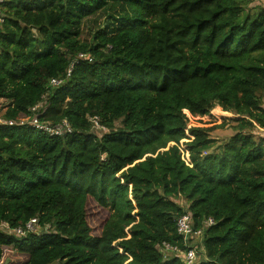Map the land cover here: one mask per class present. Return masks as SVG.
<instances>
[{
	"label": "trees",
	"instance_id": "trees-1",
	"mask_svg": "<svg viewBox=\"0 0 264 264\" xmlns=\"http://www.w3.org/2000/svg\"><path fill=\"white\" fill-rule=\"evenodd\" d=\"M0 10V118L19 123L41 102L40 122L71 127L0 124V224L36 218L40 229H0V264H185L161 252L185 249V213L193 228L213 221L197 264H264V136L254 134L264 1L6 0ZM215 104L236 115L219 144L186 114Z\"/></svg>",
	"mask_w": 264,
	"mask_h": 264
},
{
	"label": "built area",
	"instance_id": "built-area-1",
	"mask_svg": "<svg viewBox=\"0 0 264 264\" xmlns=\"http://www.w3.org/2000/svg\"><path fill=\"white\" fill-rule=\"evenodd\" d=\"M6 0H0V7L1 4L4 3ZM4 17L0 10V23L3 22ZM81 55V54H80ZM61 81L58 79H51L50 85L51 86H57ZM42 107L41 102H38L34 104L29 110L31 111V116L26 119L22 120L19 123L13 121V120H4L0 118V124H7V125H13V124H29L33 126L34 128L43 131L44 133H47L49 135H55V136H61L66 133L71 132V127L68 124L66 120H63L62 123L56 124V125H48L47 123L40 122L38 120V113ZM90 121L92 122V125L99 127L103 129L104 127L99 125V121L96 117H90ZM99 125V126H98ZM261 129V128H260ZM262 136H264V129H261ZM36 218L30 219L28 222L25 223L24 227L18 226L13 229H9L8 225L3 222L0 224V229L7 231V232H13L14 234L20 236H24L27 232H34L36 228ZM213 223L211 218H208L203 222V225L199 228H193L191 224L190 215L188 213H185L178 217L176 220V232L181 237L185 249L184 250H178L176 246L169 245L168 243H163L161 247V252L164 254V257H167L164 251L167 250V252H170L171 254H175L181 257V260L185 264H197L200 258V253L197 251V246L193 243L195 239H200L203 227H207ZM5 228V229H3ZM169 256V255H168Z\"/></svg>",
	"mask_w": 264,
	"mask_h": 264
},
{
	"label": "rangeland",
	"instance_id": "rangeland-1",
	"mask_svg": "<svg viewBox=\"0 0 264 264\" xmlns=\"http://www.w3.org/2000/svg\"><path fill=\"white\" fill-rule=\"evenodd\" d=\"M92 24H93L92 21L88 22L89 27L92 26ZM186 114H187L188 122L190 125H196L199 127L209 128L210 136L214 137L217 140L218 142L217 144L223 143L231 135H233L234 131H233L232 125L234 124V122L232 121L234 118H236V115L222 110L221 107L217 104H215L214 107L207 114L202 115V116L191 115L188 112H186ZM220 124H222L223 127H217ZM103 129L92 125L91 132L95 134H100ZM254 134L256 136H260L262 134L261 129L255 128ZM175 201L182 207H185V205L187 204L186 201H184V199L181 197H178L177 199H175ZM35 231L40 232V229L39 228L37 229L36 227ZM193 243L197 246V251L201 254L200 256L201 260L204 259L203 248H202V245H200V239H195ZM164 252L167 256L171 254L170 252H167V250Z\"/></svg>",
	"mask_w": 264,
	"mask_h": 264
}]
</instances>
